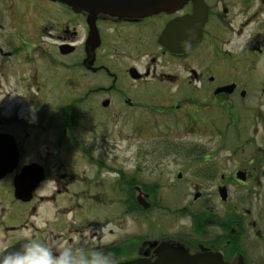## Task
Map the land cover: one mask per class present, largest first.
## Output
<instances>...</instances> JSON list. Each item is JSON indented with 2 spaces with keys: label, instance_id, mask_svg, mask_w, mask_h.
<instances>
[{
  "label": "flooded vegetation",
  "instance_id": "1",
  "mask_svg": "<svg viewBox=\"0 0 264 264\" xmlns=\"http://www.w3.org/2000/svg\"><path fill=\"white\" fill-rule=\"evenodd\" d=\"M190 133L231 150L228 174ZM161 247L264 264V0L122 18L0 0V264Z\"/></svg>",
  "mask_w": 264,
  "mask_h": 264
},
{
  "label": "water",
  "instance_id": "2",
  "mask_svg": "<svg viewBox=\"0 0 264 264\" xmlns=\"http://www.w3.org/2000/svg\"><path fill=\"white\" fill-rule=\"evenodd\" d=\"M77 11H85L96 15L99 13L110 16L138 17L169 11L173 6L185 0H57ZM220 196L225 199L224 190ZM119 264H225L219 253L202 250L197 254H189L183 250L161 247L154 261L133 259Z\"/></svg>",
  "mask_w": 264,
  "mask_h": 264
},
{
  "label": "rangeland",
  "instance_id": "3",
  "mask_svg": "<svg viewBox=\"0 0 264 264\" xmlns=\"http://www.w3.org/2000/svg\"><path fill=\"white\" fill-rule=\"evenodd\" d=\"M158 124V123H157ZM130 125V123H127V121L124 119V126ZM160 125H163L162 123H160ZM110 128H114V124L112 126L109 125ZM189 137H191V139L193 141H197V142H201V143H207L208 144V155L210 157L212 156H217L218 159H220V163H221V168H218L219 174L225 173L228 174V172L230 171L232 164L230 162L229 159H227L230 154H231V150L226 147L223 150H218L216 149V147L213 145V141L215 139L210 138L208 134L205 135H199V134H195V133H190L188 134ZM139 139L137 137L134 136L133 138H127L126 137V133L124 132V169H135L136 167V159L135 157H137L136 151H137V147L139 145ZM128 142H133V144H129ZM242 155L247 154V153H241ZM240 154V155H241ZM233 198H235V193L233 191V187H231V199L233 200ZM126 224L129 228H136V222L128 217L127 219L125 218Z\"/></svg>",
  "mask_w": 264,
  "mask_h": 264
},
{
  "label": "clouds",
  "instance_id": "4",
  "mask_svg": "<svg viewBox=\"0 0 264 264\" xmlns=\"http://www.w3.org/2000/svg\"><path fill=\"white\" fill-rule=\"evenodd\" d=\"M45 251L47 252L46 249ZM48 255L50 257L48 264H72L73 259H75L70 249L65 250L61 257H52L50 252ZM79 259L82 260L83 264H89L87 257H80ZM95 264H102V262L96 261Z\"/></svg>",
  "mask_w": 264,
  "mask_h": 264
}]
</instances>
